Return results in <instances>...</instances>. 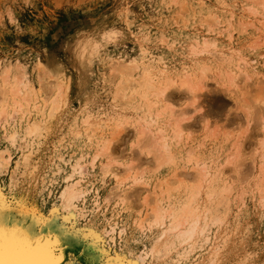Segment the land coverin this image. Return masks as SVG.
Wrapping results in <instances>:
<instances>
[{
  "label": "rangeland",
  "instance_id": "rangeland-1",
  "mask_svg": "<svg viewBox=\"0 0 264 264\" xmlns=\"http://www.w3.org/2000/svg\"><path fill=\"white\" fill-rule=\"evenodd\" d=\"M252 1L0 0L1 70L3 71L4 68L11 66L14 70L13 75H19L20 77L23 73H26L25 76L21 77V80H24V82L28 79L27 87L23 85L26 89L22 86L24 90H22L23 95H27L28 92L30 94V91H33L30 95L31 99L29 103L27 102L29 104L28 107L24 100L21 111L23 114H19V117L25 118L23 119V125H25L28 113H30L31 121L38 122L42 120V114L36 109H41L42 105L46 104L53 95V90L49 96L47 95L48 86L60 83V79L61 82L65 80L62 83H64V86L66 85V88L64 86L62 88L65 90V92L63 91V95L67 97H64L66 105H63L60 110L59 114H61L52 118V125L49 122L48 128L42 131V136L40 134V137L35 136L31 140L34 143L33 145L31 144L34 147L33 149L37 151L33 150V154L35 155L32 154L33 161L34 163H39L41 159L37 168L42 169L38 170L36 168L34 174L33 172L30 173L27 169L25 170V167L21 165L17 168L15 175L17 181L14 186L12 185L10 176L13 174L12 171L16 169V160L21 157L20 155L25 152V149L21 148L20 150L16 148L19 141L16 144H11L8 138L4 140L5 135L3 134V127L1 125L4 123L2 120L5 119L0 120V148L6 146L12 153L9 167L7 169H0V184L4 183L2 189L7 199L15 201L17 198L26 197L28 201L34 202L35 206L41 211L47 212L52 205L51 203H53L49 192L58 187V184L54 182L58 176L52 173L53 169L56 168L54 167L55 164L57 166V157L55 156L61 152H65L64 156L68 158V155H72L81 143L85 145L86 136L83 135L78 138L74 136L75 133L70 128H79H76L78 124H76L75 120L78 117H82L84 111L88 109L96 110L100 103L106 105L105 110L108 109V105H111V98L106 96L108 90L109 92L113 90L111 83L107 82L110 71V59L124 58L129 60L133 56H137L138 45L140 43L135 40L136 34L141 33L143 30L149 31L150 37L148 43L156 56L163 57L172 70L183 72L184 70L182 69L187 65L191 67L197 63L196 66H199L198 59H205L203 55H201L202 57L197 56L198 58L191 57V59H186L183 53H186L192 38V43H194L195 38L199 34L201 26L198 24V21H200L198 17L200 14L203 11L207 13L215 12L214 14L220 16L221 22L213 29L224 33L218 34L220 44H228L234 48H240L245 57L251 58L250 64L247 67H243L242 74L237 75V89L235 88L234 91L228 90L227 85L229 84V80L226 73L228 66L225 61L222 62L221 59L209 54L206 62L211 67L208 73L210 78L206 79L207 85L196 100L187 96V91L182 88L177 87L171 90L176 99L172 102L175 105L173 106L175 111L184 107L189 109L186 113L188 114L187 122L184 121L189 126L185 129L180 144H177L175 147V161L171 164L160 163L162 165L159 164L160 168H157L158 163L154 160L152 154H140L138 150L134 149L137 136L134 125H131V123L125 124L120 135L117 134V137H114L116 142L113 140V148L115 149L113 155L121 163H126L130 159L134 160L135 158L141 161L142 167L145 166L143 174L147 182H155L156 178L169 177V175L172 178L176 176L173 175L175 171L177 178L173 177L176 179L172 178L173 181L170 185L164 184L160 190V194L164 195L161 202L159 201L160 197H158V207L159 205L164 207L170 203H176L175 201L169 203L168 200L170 198L178 202L193 199V204L197 207L196 212L199 211L198 217L200 218V226H198V230L194 236H183L177 230L169 228V223L158 227L155 232L156 235L165 231L170 234L168 238L163 239V243L170 246V250L172 251L171 256L182 258L188 256L187 259L195 261L197 257L200 258L204 250L210 249L214 244L216 245L220 242L219 246L222 247L221 253L222 255L224 254L225 264H264V206L259 204L261 199L259 200L260 197L256 188L253 187L252 190L251 187L255 181L253 179L255 176L253 174L254 167L259 165L255 164L256 162L253 163L251 154H253L252 152L254 154L257 153V149L261 147L259 144L264 139V43L252 48L250 46L254 44L252 41L255 38L259 39L258 34L261 32L257 31V26H251L247 31L241 32V25L238 23L239 21L237 22L242 17L247 19L251 17V19H254L252 20L256 25H260L261 30L264 29V26L258 24L259 22L257 23L258 20L254 15H250L244 10L245 5ZM182 3H184L183 5H187H185L187 10L183 15L179 16L177 13L181 10ZM232 14L236 16L234 27L237 31H235L233 39L228 40L227 35L232 29L227 28L229 27V17ZM177 16L179 17L177 18ZM226 22L228 26H226ZM163 38L168 39L165 43L166 45L161 43V39ZM173 39H178L174 45L175 47L171 44ZM233 56L236 63L238 54L234 52ZM40 61L42 64L39 63ZM193 66L191 69H194ZM25 69L26 71H24ZM41 71L44 72L42 73ZM195 72L198 71L195 70ZM243 73H247L249 78H246ZM55 77L60 78L59 81ZM52 78L55 81H51L50 79ZM11 79H16V77ZM40 79L43 81L41 82ZM48 80L54 83L51 84ZM44 81L48 85L47 88L45 85L41 87V84H45ZM66 82L67 84H65ZM62 83L60 84L62 85ZM31 86L34 87L31 88ZM25 90L28 92H25ZM43 92L47 93L44 94ZM32 95L36 101L32 99ZM43 95L47 96V98H43ZM42 99H44V103ZM191 99L195 102H191ZM33 106L35 109H33ZM119 108L120 116H115L114 120L111 119V122H106L105 126L102 127L101 133L103 134L104 132L106 135L103 134L104 137H113L110 134L113 128H115L116 120L118 118L122 120L121 116L131 120L134 119L135 111L133 109L124 105H120ZM28 109L30 111H27ZM10 122L14 124V121ZM12 123H10L11 126L7 124L10 128H8L9 133L13 132V127L16 130V127ZM236 147L237 149L235 150ZM36 148L38 149L36 150ZM186 148L187 150L191 148V151L194 149V151H190L191 153L189 154V150L187 151ZM262 149L264 151V148ZM234 150L237 153L240 150L236 157L237 160H235L236 165L234 164L236 168L232 169L230 165L226 164L224 171L218 172L219 168L222 169L224 167L223 164L226 163L227 156L231 154V151L233 153ZM235 151L234 153H236ZM191 154H193V157L195 155L207 161L209 163L208 171L212 174L216 173L215 176L212 175L211 179L204 181V185L201 187H197L195 180L191 177L193 169L188 163ZM151 159L153 162L156 161L154 167L152 165L153 162L150 163ZM259 160L260 156L256 157L258 163ZM134 163L136 164V160ZM155 167L157 170L152 171ZM24 170L25 174H23ZM246 171H250V173L248 174ZM41 177H43V181ZM36 179L38 180L36 181ZM168 180L170 181L169 178ZM36 182L38 185L34 186ZM109 186L111 187L112 184L102 185L101 193L104 195L108 194L110 192L108 190ZM229 186H232V192L228 194L224 190ZM141 187L137 185L138 190ZM148 188L150 189V187ZM148 188L146 189L147 191L149 190ZM104 190L106 193H104ZM131 190L133 191V188ZM147 191L144 189L143 193ZM151 204L155 205V203ZM203 230L205 231L203 232ZM206 238H208V241ZM185 264L187 263L185 262Z\"/></svg>",
  "mask_w": 264,
  "mask_h": 264
},
{
  "label": "bare ground",
  "instance_id": "bare-ground-1",
  "mask_svg": "<svg viewBox=\"0 0 264 264\" xmlns=\"http://www.w3.org/2000/svg\"><path fill=\"white\" fill-rule=\"evenodd\" d=\"M183 4L184 3H182L181 10L178 9L180 11L177 13L179 16L183 15L187 10V3L185 4L186 6ZM244 10L248 14L254 15L258 20L257 23L259 22L258 24L264 26V0H253L245 5ZM214 13L203 11V13L200 14L198 17L200 19L198 24L201 26L199 28V34L195 38L194 43H192V38L190 41L191 44L187 47L186 53H183L186 59H191V57L198 58L197 56L201 55L205 57V59H198L199 61L197 62H199V66H196L197 63L194 66L192 65L194 69H191L192 66L189 67L188 65L182 69L184 70L183 72H177L172 70V68H169L166 60L163 57L156 56L154 51H152V48L148 43L150 32L146 30L135 35L136 42L139 41L140 43H138L139 50L137 56H133V58L130 57L131 59L129 60L124 58L110 59V71L107 82L109 84L111 83L113 90L111 92H109V90L106 92V96L111 98V105H108V109H110L105 110L106 105L100 103L96 110L88 109L87 111H84L82 117H78V119L75 120L76 124H78V126L76 125V128H79H70L73 129L72 131L75 133L74 136L80 138L85 135L87 140L85 141V145L79 143L80 145L78 148L72 155H68V158L64 156L65 152H61L55 156L57 157V166L54 162V167L56 168L53 169L52 173L58 176V178L54 180V182L58 184V187L50 190V192L48 191L52 196L53 203H51L52 205L47 212L41 211L35 206L34 202L28 201L26 197L20 199L17 198V200L14 199L15 201H13L12 198V201L8 200L2 189L4 183L2 185L0 184V197H3V199L0 200V214L4 215L10 226L23 231L31 238L33 241V247L37 249L35 257L37 260L44 262V264H185V262L187 264H225L223 258L224 254L222 255L221 253L222 247L219 246L220 242L216 245L214 244L210 249L204 250L201 253L200 258L197 257L198 259L196 258L195 261L187 259L188 256L184 258L171 256L172 251L170 250V246L163 243V239L168 238L170 234L165 231L156 235L155 232L158 227L165 226L166 223H169V228L177 230L183 236H194L195 232L198 230V226H200V218L198 217L199 211L196 212L197 207L193 204V199L178 202L170 198L168 200L169 203L171 201H175L176 203H170L164 207L159 205L158 207V197H160L159 201L161 202L162 196L164 195L160 194V190L164 184L170 185L173 181L172 178L177 176L175 171L173 172V175L176 176H173L172 178L169 175V177L156 178L155 182H147L145 181L146 179L143 174V168L145 166L142 167L143 164L141 161H138V159L135 158L134 160L130 159V161L126 163H121L116 160L115 158L117 157H114L113 155L115 150L113 148V140H116L115 138L117 137V134L120 135L125 124L131 123V125H134L137 138L147 130L148 134L144 136V142L155 145L151 154L154 157V160L158 163L157 168H160V165H162L160 163L171 164L175 161V147L177 144H180L184 136L183 133L189 126L188 123H185L187 122L186 120L188 117V114L186 113L189 109L184 107L183 109L175 111L173 108L175 105L172 102L176 99L171 90L177 87L182 88L187 91V96L196 100L203 88L207 85L206 79L210 78L208 73L210 72L211 67L210 64L206 62L209 54L221 59L222 62L225 61L228 66L226 68L229 80V84L227 85L228 90L234 91L235 88L237 89V75L242 74L241 72L244 70L243 67H247L248 64H250L251 58L248 59L245 57L240 48H234L228 44H220L218 34L224 33L220 30L215 31L213 29L219 22H221L220 16ZM179 16H177V18ZM229 18V27H226L228 26L227 22L225 27L227 29H232L227 35L228 40H232L235 31H237L234 27L236 16L232 14ZM252 19L251 17H248V19L242 17L240 20H237V22L239 21L238 23L241 25V32L247 31L251 26L258 27L257 31L261 32L258 34L259 39L255 38L252 41L254 44L250 45L254 48L257 47V45L264 43V29L261 30L260 25H256L253 22L254 19ZM260 36L262 37L260 38ZM161 40V43L165 44L168 39L166 40L163 38ZM177 40L173 39L171 44L174 46ZM234 52L235 54H238L236 63L233 56ZM201 60H203V62H201ZM39 63H41V61ZM234 66L236 67L234 68ZM237 68L239 69L238 71ZM1 69L0 64V101H2L0 102L2 103L0 107V120L5 119L2 120L4 123L1 125V127H3V134L5 135L4 140L8 138L10 141L8 142L11 144H16L19 141L16 148L20 150L21 148L25 149V152L20 155L21 157L16 160V169L12 171L13 174L10 176V179H12V185L14 186L17 181L15 175L18 167L22 165V167H25V170L27 169L30 173H34L38 164L41 162V159L39 163H34L33 161L32 154L35 150L32 146L34 143L31 140L33 137L39 136L40 134L42 136V131L48 128L52 118L57 117L63 105H66L64 99L65 96L63 95V91L65 92V90L62 88L64 86V83L62 82L65 80L61 82V79L59 78L60 83H62L61 85L57 82L59 79L55 77L56 80L58 79L56 81L58 84H52L54 82L51 81H55L53 78L50 79L51 81L48 80L52 85L48 86L45 81V84H41V87L42 85H45L46 88L48 86V91L44 88V90L48 92H45L48 96L53 90V95L49 98L48 102H45L46 104H43L44 106L42 105L41 109H36L42 114L43 118L42 120L38 119L40 120L38 122L31 121L30 113H28L25 125H23V119L25 118L19 117V114H23V112H21L23 101L25 100L26 103H29L31 99L30 95L33 92L30 91L29 94V92L25 90L28 94L23 95L24 90L22 89V86L25 85L27 87L28 79L24 82V80H21V77L25 76L26 73H23L19 77V75H13L14 70L11 66L4 68L3 71ZM195 70L198 72H195ZM24 71H26V69ZM243 74L246 78H249L247 73ZM15 77L16 79H11ZM67 82L65 84H67ZM65 86L64 88H66ZM32 87L34 86H31V88ZM23 88L26 89L24 86ZM35 95L36 94L34 93V96ZM34 96L32 95V99H34ZM44 97L47 98V96L43 95V98ZM192 99L191 102L194 101ZM42 100L44 103V99ZM28 103L27 107L29 105ZM120 105L133 109L135 111L134 119L131 120L121 116L122 120L118 118L116 123L113 121L116 125L112 123L115 125V128H113V131L110 134L113 137H104V132L103 134L101 133L102 127H104L105 123H108L111 119L114 120L115 116H120ZM34 106L33 109H35ZM84 107H86V105H84ZM27 111L30 110L28 109ZM10 121H14V124ZM10 123L16 127V130H14L13 127V132L11 133L8 132L10 129L9 126H11ZM7 124L9 126H7ZM110 127L112 128V126ZM137 138L135 139V145L133 142L132 144L134 145V149L142 154L139 147L136 146L140 143ZM259 145H261V147L257 149V153L255 152L260 156L259 163L256 161V157L258 158L259 156H256L254 152L251 154L253 163L256 162L255 164H259L254 167L253 174L255 176L253 179H255V181L251 187L252 190L253 187L256 188L260 197L259 200L261 199L259 204L264 206V151L262 149L264 148V139L261 140ZM232 147L234 148V146ZM191 148H188L189 151L186 148L189 154L194 151V149L191 151ZM37 149L38 148H36V150ZM236 149L237 147L235 150ZM240 150H238V153ZM234 151L233 153L231 151V154L229 155L230 157L227 156L228 159L226 160V163L223 164L224 167L222 169L219 168L218 172L224 171L226 164L230 165V168L232 169L236 168L235 160H237L236 157L238 153L236 151V153H234ZM143 153L149 155L148 152ZM11 157L12 153L8 147L4 146L0 148V169H7L9 167V163L12 160ZM139 159L141 160V158ZM135 160L136 164L134 163ZM156 161L153 162L152 159L150 160V163L153 162V167L154 164H156ZM188 163L193 169L191 177L195 180V185L197 187L203 186L204 181L211 179L212 175H216V173L212 174L208 171L209 163L203 158H198L195 155L193 157V154H191ZM157 168L155 167L152 171H155V169L157 170ZM25 170L23 174H25ZM250 171H246V173L249 174ZM248 174L246 175L248 176ZM30 176L32 175L30 174ZM42 178L43 177H41V179ZM37 180L38 179H36V181ZM43 180L44 179H42V181ZM104 184H112L111 187H108L110 192L106 195L101 193V186ZM36 185H38L37 182L34 186ZM137 185L142 186L143 188L141 187L138 190ZM146 186L150 187V189ZM132 188L133 191L131 190ZM147 188L149 189L148 191L146 190ZM144 189L147 192L143 193ZM38 190L40 189L38 188ZM224 191L228 194L231 193L232 186L225 188ZM104 193H106L105 190ZM151 203H155V205ZM204 231L205 230H203V232ZM206 240L208 241V238H206ZM49 250L52 251L51 255H49ZM5 259H7V257Z\"/></svg>",
  "mask_w": 264,
  "mask_h": 264
},
{
  "label": "snow or ice",
  "instance_id": "snow-or-ice-1",
  "mask_svg": "<svg viewBox=\"0 0 264 264\" xmlns=\"http://www.w3.org/2000/svg\"><path fill=\"white\" fill-rule=\"evenodd\" d=\"M36 254L37 249L33 247L31 238L10 226L4 215L0 214V264H44L35 258ZM51 254L52 251L49 250V255Z\"/></svg>",
  "mask_w": 264,
  "mask_h": 264
},
{
  "label": "clouds",
  "instance_id": "clouds-1",
  "mask_svg": "<svg viewBox=\"0 0 264 264\" xmlns=\"http://www.w3.org/2000/svg\"><path fill=\"white\" fill-rule=\"evenodd\" d=\"M148 134L147 130L145 131V133H142L141 136H139L137 139L138 141H140L139 144H137L136 146L139 147L140 151L143 152H148L149 154H151L152 149L155 147L154 144L152 143H146L144 142V136Z\"/></svg>",
  "mask_w": 264,
  "mask_h": 264
}]
</instances>
